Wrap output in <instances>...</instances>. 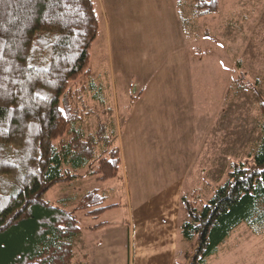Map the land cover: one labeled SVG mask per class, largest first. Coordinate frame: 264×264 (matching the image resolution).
Returning a JSON list of instances; mask_svg holds the SVG:
<instances>
[{
  "label": "rangeland",
  "instance_id": "obj_1",
  "mask_svg": "<svg viewBox=\"0 0 264 264\" xmlns=\"http://www.w3.org/2000/svg\"><path fill=\"white\" fill-rule=\"evenodd\" d=\"M92 1L95 88L78 94L76 113L86 116V135L98 123L110 124L122 179L82 176L46 194L52 205L72 211L84 193L104 190L106 205L117 207L95 221L77 215L83 237L90 234L86 226L105 220L117 229L137 183L148 186L140 196L148 197L180 182L184 196L198 191V206L206 204L258 140L256 93L264 99V0H216L217 12L197 20L190 0ZM78 236L74 258L88 264L87 242ZM195 242L178 238L177 264H189ZM205 264H264V232L253 235L240 225Z\"/></svg>",
  "mask_w": 264,
  "mask_h": 264
},
{
  "label": "trees",
  "instance_id": "obj_2",
  "mask_svg": "<svg viewBox=\"0 0 264 264\" xmlns=\"http://www.w3.org/2000/svg\"><path fill=\"white\" fill-rule=\"evenodd\" d=\"M190 3L195 20L218 10L216 0ZM97 32L92 0H0V264H85L73 255L76 216L96 220L117 207L98 190L74 200L72 211L46 200L54 186L82 176L122 179L110 124L86 135V116L76 113L78 94L95 88ZM256 96L260 136L244 161L231 164L206 204L198 206V191L180 200L179 237L196 239L189 264H205L240 225L264 232V99Z\"/></svg>",
  "mask_w": 264,
  "mask_h": 264
},
{
  "label": "crops",
  "instance_id": "obj_3",
  "mask_svg": "<svg viewBox=\"0 0 264 264\" xmlns=\"http://www.w3.org/2000/svg\"><path fill=\"white\" fill-rule=\"evenodd\" d=\"M182 184L178 182L173 186L167 185L159 190V193L154 191L148 194V197H140L144 196L141 192L148 186L137 183L134 202L131 201V194H128V215L123 216V221L117 229L112 222L105 220L86 226L103 224L94 231L85 229L90 233L86 237L82 236V232L78 236L87 242L88 249L83 252V255L87 256V263L177 264L181 257L177 247L180 200L185 190ZM127 189L129 190V185ZM98 191L105 195L104 190Z\"/></svg>",
  "mask_w": 264,
  "mask_h": 264
},
{
  "label": "snow or ice",
  "instance_id": "obj_4",
  "mask_svg": "<svg viewBox=\"0 0 264 264\" xmlns=\"http://www.w3.org/2000/svg\"><path fill=\"white\" fill-rule=\"evenodd\" d=\"M29 67H31V65H28ZM61 111H63V110H61Z\"/></svg>",
  "mask_w": 264,
  "mask_h": 264
}]
</instances>
